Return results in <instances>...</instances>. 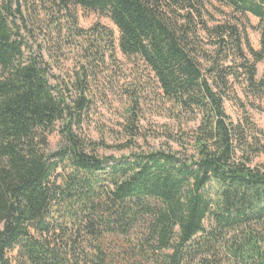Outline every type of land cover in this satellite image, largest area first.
<instances>
[{"label": "trees", "instance_id": "16d2710c", "mask_svg": "<svg viewBox=\"0 0 264 264\" xmlns=\"http://www.w3.org/2000/svg\"><path fill=\"white\" fill-rule=\"evenodd\" d=\"M66 50L74 69L55 77ZM117 50L143 73L116 149L142 137L143 104L171 123L156 149L100 156L81 130ZM263 61L264 0H0V264H264V132L245 111L264 113Z\"/></svg>", "mask_w": 264, "mask_h": 264}, {"label": "rangeland", "instance_id": "374dc122", "mask_svg": "<svg viewBox=\"0 0 264 264\" xmlns=\"http://www.w3.org/2000/svg\"><path fill=\"white\" fill-rule=\"evenodd\" d=\"M76 13L78 25L82 29H89L95 25H101L113 33L114 39L118 38L116 27L106 16L81 9H77ZM247 22L249 24V29L247 31L250 44L253 49L258 50L259 33L256 31V28L258 27L259 20L251 16H247ZM22 32H24L26 36L33 34L32 38H28V41L33 47V50L38 51L36 50V46L40 43L43 36L37 25L28 22L27 31L23 30ZM116 52L119 61L118 67H121L122 72L119 73L117 71V66H112L109 68L108 73H105L109 74V76L111 74V79L114 80L112 87L106 82V80L101 79L102 77L98 78L96 83L97 85H93L92 94L94 95V105L88 115L85 125H83L81 130V134L84 137L90 138L96 142H102L104 144L105 147L98 150V154L100 156L113 155L118 157L122 154H128L131 151L156 149L162 146L160 143L163 142V139H154L151 132L155 131V134H160V126L171 123L164 117L159 108H155V105H151L149 107L143 104L138 110L139 124L142 127L140 131L142 137H140L129 150L119 151L116 149L115 146L125 142L124 117L127 109L130 107V103L128 104L129 101L126 94L124 95V92L125 90H129V88L133 87V83L131 82L132 74L136 73L138 75L139 73L141 75L143 73L142 68H136V60L126 59L118 52V50ZM60 61V68H54L52 70V74L55 77L61 78L69 76L74 67L72 57L67 50L64 53V57L60 58ZM256 68V77L257 79H260L264 72V61L259 63ZM117 73H119V75ZM143 96H147V91L143 93ZM238 97L245 104L243 96L239 91ZM225 110L227 115L232 120H236L238 116L241 115L240 109L230 102L225 104ZM245 111L251 120L264 132V113L253 110L248 106H246ZM48 142L49 149L51 151L57 150L61 143L59 134L53 133L50 135ZM262 162H264V154L254 160L255 164H260Z\"/></svg>", "mask_w": 264, "mask_h": 264}]
</instances>
